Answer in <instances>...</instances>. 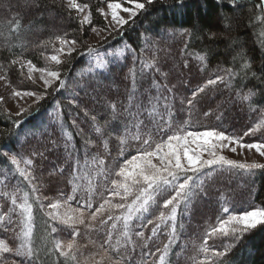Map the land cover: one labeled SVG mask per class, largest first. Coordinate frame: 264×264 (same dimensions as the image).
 <instances>
[{
    "label": "trees",
    "instance_id": "1",
    "mask_svg": "<svg viewBox=\"0 0 264 264\" xmlns=\"http://www.w3.org/2000/svg\"><path fill=\"white\" fill-rule=\"evenodd\" d=\"M122 1L127 2V0H111V2ZM38 2L39 7H28L26 0H0V65L4 66L3 71L7 72L9 70L12 76H14L12 71H15L19 75V65H11L10 61L20 55L25 60H31L36 66H41L44 55L48 53L46 50L51 44L43 47L38 45L42 41H48L50 38L54 39L57 35L64 36L67 33L68 38L76 39L80 46L76 52L72 53L71 57L65 56L62 58L63 63L57 67L59 73L65 75L63 77L64 87H59V90L49 99L39 104V108L34 111L32 116L15 121L14 118L4 113L0 104L1 175L14 168L3 154L12 153L21 157L23 151L27 149V139L30 138L31 134H39L38 137L43 139L50 134L53 135V138H57L55 134L59 132H64L68 138H57L56 142L62 147L63 152L68 149L67 143L69 142V145L70 142L72 143L75 155L72 154L67 159H72L73 164H76L74 160H80L79 164L76 165L78 168L87 164L92 155L99 154L104 158L107 168L112 169L114 167L116 169L124 159L136 154L139 143L131 141L123 156L119 154V140L116 141L112 153L110 152L111 149L108 150L110 146L106 147L108 152L111 153L109 156L106 157L105 150H102L103 154L99 153L94 149V145L99 142L91 134V131L94 133L92 116L96 117L101 126L105 125L106 121L111 120L109 124L111 127H118V130H122L123 124L121 126L113 118L114 116L118 118L120 111L124 113V108L128 106V98L126 99V97L130 92L144 106L148 107L150 106L149 96H155L157 89L165 84L168 87L161 89V91L168 97L167 104L172 110V122L182 124L187 121L186 127L189 130L215 129L224 131L228 135L242 136L245 130L253 126L264 115V43H262L264 41V13L256 7L259 0H235V5L230 3L229 0H153L151 4L145 3V10H140L129 23L117 31L118 34H108L104 38V42L102 41L103 43L100 46L95 47L96 52L91 55L87 54L88 48L85 49L83 46L87 36L84 35L83 25H81L76 12L70 10L62 0H38ZM77 2L88 4L92 13L93 25L97 28H105L106 23L97 9L109 0H77ZM17 20L20 21V28L18 32H13L11 29ZM181 33H184V35H181ZM152 39H157L161 44L167 45L169 42L176 40L175 42L179 43L178 45L183 46V53L190 59L194 58L196 54L205 56L207 67L202 72L211 79L225 75L223 71L217 70L218 66L231 67L233 66V57L238 52L244 53L246 59L251 63L247 79L241 81L238 77L232 81L231 86H225L224 84V87L228 93L233 95H237V91L243 94L251 90L255 94L252 97V108L255 111L250 109L248 103L242 102L240 103L242 107L240 111L244 114L247 111V116L240 115V113L233 110L232 112H222L224 115L221 113L219 114L220 118H218L214 113L209 112L205 103L198 104V100L194 102L195 107L192 109H189L186 103H183L184 107L177 106L176 90L170 83L160 77L157 60H155V67L141 71L143 68L141 60L150 61L153 56L158 55L157 50H153L152 45L159 44V48L160 46L164 47L160 43H154L155 40L152 41ZM22 44L24 47H21ZM81 53L85 54L81 55ZM113 53L118 55L114 56ZM239 64L240 61L237 60L235 64L237 69ZM130 69H134L139 77L135 84H133ZM153 80L156 81L157 88H151V91H149ZM184 86L186 88V85ZM218 86V84L211 86L208 91ZM216 88L213 90L214 92H221V88L217 91ZM168 89H172V91L169 92ZM185 95L186 93L183 92V96ZM102 100L107 103L103 112L98 108V103H102ZM164 104L163 99L157 102V108L160 112H164ZM112 105L116 106V112H113ZM179 110L184 112L179 113ZM132 111H136L135 107L132 108ZM85 112H88L89 115L86 116ZM205 113H208V115H205ZM54 116L57 117L54 118ZM223 117L224 121H222ZM168 118L165 115L164 119ZM157 120L159 121V117H157ZM78 128L83 131L87 139L92 140L91 147H86L85 141L82 142L77 138ZM250 137V139L244 137V140L264 142V132L256 133ZM107 141L109 142V139ZM35 163L39 164L36 160ZM71 167L64 169L61 166L66 171L63 173L66 179L68 170ZM86 169H84L83 174L81 173V175H85V179L87 178ZM87 170L89 171V169ZM203 171L207 173V176L201 173L200 179L196 181L198 187L195 189L196 194L193 195L191 204L182 205L177 210V237L173 241L171 254L168 257L170 264H180V262L193 264L191 257L195 254V249L191 244H187L184 239H180L178 229H180L181 224L183 225L184 219L191 218L196 200L201 199L202 193H205L204 189H209L210 197H213L215 201L208 208L211 207L210 211H216L218 217L225 215L221 210L222 203L229 204L235 213L264 208V169H257L253 174L228 170L221 166H214ZM53 172L56 173V169ZM211 174L222 175L224 177L223 184L213 180L215 175L211 176ZM2 178L0 177V180H4ZM10 179H13L10 180V184L13 185L14 183V186H19L22 192H28L31 195V188L22 177L13 174ZM95 180L98 188L93 208L99 206V203L102 202L108 192L106 189H110L108 177L103 181H99L96 176ZM84 183H86V180ZM225 183L228 184L227 187H225ZM71 192L72 189L64 190L67 195ZM101 193L103 196H101ZM165 198L167 197L165 196ZM77 199H79V195ZM33 203L35 239L36 245L41 250L42 264H64L63 258L58 259V254H46L47 249L53 246L55 235L54 233L50 234L51 229L48 228L50 221L34 201ZM73 203V207H75L76 201H73ZM162 204L163 200L161 199L158 206H151L150 212L138 215L130 229L133 233L132 239L137 244L134 252L139 254L137 264H141L142 251L156 253L155 256L147 255L146 259L151 264H158L160 253L157 252V249H163L164 245L168 243L170 228L163 225L155 235L158 236L157 241L147 240V248L142 247L145 240H141L134 235L136 231H141L144 232L146 239V233L149 232L146 229L148 226H153V224L147 225V221L149 219L153 220L163 211ZM150 229L152 231V228ZM11 233L14 237L15 234ZM182 235L185 237L184 230H182ZM6 237H8L7 234ZM45 237L46 239H42ZM90 237L92 236L90 235ZM105 238H99L95 246L91 245L92 253L99 250V243ZM115 238L114 234V242ZM10 239L12 241H10V246H14L16 241ZM85 239L87 238L85 237ZM202 239L203 235L198 232L194 241L202 243ZM225 242L233 243L235 247L225 258L224 264H264V224L248 231L239 240L217 239L209 241V244L222 250ZM180 250L184 253V258L176 262V253Z\"/></svg>",
    "mask_w": 264,
    "mask_h": 264
},
{
    "label": "snow or ice",
    "instance_id": "2",
    "mask_svg": "<svg viewBox=\"0 0 264 264\" xmlns=\"http://www.w3.org/2000/svg\"><path fill=\"white\" fill-rule=\"evenodd\" d=\"M127 2L132 3L133 7H122L121 2H111L109 0L107 10L99 8L97 11L105 20H108L110 25L122 27L128 23V20L122 18L121 12H127L129 19H132L140 10H145V3L143 2H137V0H127ZM229 2L235 5V0H229ZM26 3L28 7H39L38 0H26ZM147 3H153V0H147ZM66 4L70 10L74 9L78 15L83 14L80 19L81 25L91 24L92 13L91 11L86 12V9H89L88 4L78 3L77 0H66ZM256 7L264 13V0H259ZM19 28L20 21L17 20L11 31L18 32ZM92 31L99 34L101 30L93 27ZM181 35H184V33H181ZM57 43L59 47L55 48L56 54L46 57L47 60L57 65L62 63V56L71 57L79 46L78 41L68 38L67 33L64 36L57 35L54 39L50 38L48 41H42L38 46L43 47L51 44L55 47ZM21 47H24V45L22 44ZM94 52H96V49L89 46L87 54L91 55ZM84 54L81 53V55ZM113 55L118 54L113 53ZM194 58L200 62L201 70L206 69L205 56L196 54ZM237 60L240 61L238 69L235 67ZM10 64H18L21 75H23V69L26 68L27 79L32 80L34 83L36 82L34 74L39 73V80L43 81L46 90L57 81L60 87H64V81L60 78L59 71L46 67L38 68L31 60H25L22 55L12 59ZM141 64L143 65L142 72L144 69L155 67V56L150 61L141 60ZM250 67L251 63L246 59L245 54L238 52L233 57V66L227 68L218 66L217 70L223 71L225 75L208 79L203 86L193 91L181 103H186L188 108L192 109L195 107L194 102L197 101L200 93L205 92L207 87L217 84L231 86L232 81L238 77L241 81L247 79ZM0 70H4L3 65H0ZM130 73L133 84H135L139 77L134 69H130ZM161 75L164 74L161 73ZM6 79L7 72L5 71V75L0 76V80ZM167 87L166 84L161 85L155 96H149L150 106L148 107L144 106L130 93L128 106L124 108V114L131 118L125 120L122 130L109 128L108 121L101 126L96 117L92 116L93 130L100 136L104 147L108 146V141L104 139L106 130L109 137L112 135L117 136L121 156H123L131 141L139 143L136 154L124 159L119 164L118 170L114 171L116 178L110 180L111 188L106 189L110 195L103 198V202L99 203L98 207L93 208L98 188L95 177L104 176L107 178L113 174V170L105 166L104 158L99 154L92 155L90 162L83 167L78 168L76 166L79 161L73 164L68 170L67 177L68 184L72 185L71 194L49 202L47 205L43 201L48 197L41 192L43 184L37 182L33 160L18 157L12 153L7 154L8 160L14 168L4 173V180H0V184H3L5 189L0 190V197L10 202L7 211L0 214V227L4 231L13 232L17 243L10 246L5 240L0 239V264H42L41 250L36 245L35 239L33 201L40 206V210L48 217L50 234L58 231L63 233L65 229H71V238L68 240L53 237V246L47 249V255L58 254V259L63 258L64 264H130L129 257L137 248L136 241L132 239L133 233L130 231L133 222L138 215L150 212L152 205L158 206L161 199L163 200V208L167 209L168 212L161 211L155 217V220L149 219L147 223L154 225L152 228L153 236L161 229L162 225L170 228L168 243L164 245L163 249H157V252L160 253L158 264H170L168 257L171 254L173 241L177 237V210L182 205L191 204L192 197L196 194L195 189L198 187L196 181L200 179L201 173L207 176V173H204L203 170L218 165L228 170L253 174L257 169H264V163L237 161L219 154L218 151L228 149L236 153L237 148L249 151L254 149L257 154L264 157V142H246L244 140V137L264 132V115L253 126L245 130L243 136H232L215 129L189 130L186 127L187 121L182 124L172 122V110L167 104L168 97L161 91V89ZM151 88H157L155 80H153L149 91H151ZM168 91L171 92L172 89H168ZM12 95L20 98L35 97L34 102H39L44 98L43 94L33 91L13 90ZM254 95L251 90L243 94L237 91V96L241 102L248 103L253 111H255L252 108V97ZM161 99L165 101L164 112H160L157 108V102ZM133 107L136 109L135 112L132 111ZM112 109L113 112L117 111L115 105H112ZM25 111L27 109L22 108L17 115H21ZM85 115L87 116L89 113L85 112ZM165 115L169 118L164 119ZM205 115H208V113H205ZM157 117H159V121ZM92 144L91 139H85L86 147H91ZM37 154L43 156V153ZM205 154L209 158L204 159ZM21 164L24 166L21 167ZM85 168L89 171L87 172L86 183H82L85 180V175H81V173L84 172ZM64 171L63 168L59 169L61 174ZM13 174H18L24 181H27L28 186L31 188V195L28 192L20 195L21 189L19 186H12L11 190H6L9 189L7 181ZM78 195L79 199H77ZM101 196H103L102 193ZM116 198L121 202L114 203L113 200ZM73 201H76L75 207L72 205ZM2 207L3 205L0 204V208ZM221 210L225 215L217 217L216 223L205 229L202 243L193 241L192 247L195 249V254L191 257L193 264H224L225 258L235 247V244L225 242L221 250L214 245H210L209 241L224 240L225 238H229V241L239 240L245 233L256 228L257 225L264 224V208L235 213L229 204L222 203ZM109 222L111 223L109 224ZM169 222L171 223L169 224ZM56 225L62 227L58 229ZM81 227L89 233L105 230L106 238L99 243V250L96 253L86 256L82 252V249L87 245L80 243L78 240L81 235ZM114 234L116 237L115 243H111ZM134 235L141 240H145L142 245L143 248L148 247L147 240H151L152 237L145 239L144 232L141 231H136ZM42 239H46V237ZM89 242L97 243L91 239ZM147 255L155 256L156 253L142 251L141 264H151L146 259ZM17 257L19 259H16Z\"/></svg>",
    "mask_w": 264,
    "mask_h": 264
},
{
    "label": "rangeland",
    "instance_id": "3",
    "mask_svg": "<svg viewBox=\"0 0 264 264\" xmlns=\"http://www.w3.org/2000/svg\"><path fill=\"white\" fill-rule=\"evenodd\" d=\"M62 1L66 4V0H62ZM137 2L147 3V0H137ZM121 3H122V7H128V8L133 7V4L130 2L125 1V3H124L122 1ZM66 6H67V4H66ZM101 8H104L105 10H107V3H105ZM72 10L75 11L74 9H72ZM87 11H90V10L86 9V12ZM76 14H77V12H76ZM82 15L83 14L78 15L79 19H81ZM120 15L125 20H128V23L133 19V18L129 19V14L127 12H121ZM101 17L106 23L105 28H97V26L93 25V22H91V24H84L83 25L82 29H83L84 35L87 36L85 43H83L84 44L83 46L85 49L88 48L89 46H92L93 48L100 46L104 42L103 40H104V38H106V36L108 34L114 33V35H116V34H118L117 31L122 29L124 26L123 25L122 27H120V26L110 25L108 20H105V18L103 16H101ZM109 20H110V17H109ZM93 27L97 28L98 30H101V31H99V34L92 31ZM153 40H155L154 43H160L157 39H152V41ZM175 41L176 40H173V42H169L168 45L164 44V43L163 44L160 43L161 45H164V47L160 46V48L158 46L159 44L152 45V43L151 42L150 43L153 47V50H157V52H158L157 53L158 55H155V60L158 61L157 65H158L160 77L163 78L164 80H166L167 83H170L172 87L175 86L174 89L176 90L177 101H178L176 104H177V106L184 107V105H183V103H181V101L184 100L186 97H189L190 94L193 91H195L197 88L203 86L205 84V82L208 79H210V77L202 72L201 67H200V62L198 60H196L195 58L190 59L187 55H185L183 53V49H182L183 46L181 44L178 45L179 43H176ZM50 46H52V47H50ZM50 46H49V48L47 47L48 49L46 50V51H48V53L46 55H44V57H43V64L41 66H37V67L38 68H45L46 67V68H49L52 70L59 71V69L57 68L58 67L57 64L46 59L47 56L56 54L55 48H58L59 44L57 43L55 45V47L53 45H50ZM178 46H180V47H178ZM78 47L76 48V50L78 49ZM146 47H148V46H146ZM177 47H178V49H177ZM74 52H76V51H74ZM64 57L65 56H62L61 60ZM12 72L14 73V76H12L8 70L7 71V79L6 80H0V104H1V107L4 111V113L9 115V117L14 118L15 121L16 120L17 121L23 120L29 116H32L34 111L39 108L38 107L39 104H42V102L44 100L49 99L57 91V89H59V87H60L59 82L57 81V82H54L52 84V86L47 88V90H46L44 87L43 81L39 80V73L34 74V76L36 77L35 83L32 80L27 79V69L26 68L23 69V75H21V70H20L19 75H17L15 73V71H12ZM161 73H163L164 75H161ZM3 75H5V72L3 70H0V76H3ZM64 76H65L64 74H60L61 79H63ZM76 77L78 78V75ZM170 78H172V79H170ZM186 80L188 83L186 82ZM184 85H186V88ZM218 85L219 86L217 88L215 87L216 91L221 88V92H214L213 90H215V88L208 91L209 87H211V86L207 87L205 89V92L200 93V95L198 96V98H197L198 104H201V103L204 104L205 103L209 109V112L211 114L214 113V115H216L218 117L220 116L219 114H221L222 112L223 113L232 112L233 110L240 113V115L243 114V116H247L246 115L247 111H246V114H244L242 111H240L242 108L240 106L241 105L240 103H242V102H240L241 101L240 98H238L237 95H233L231 93H228L227 89L224 87V84H218ZM13 90L33 91V92H36L38 94H43L44 98L39 100V102H34L36 99L35 97L20 98V97L13 96L12 95ZM183 92L186 93L185 96H183ZM128 97H129V95L126 97V99ZM106 106H107V103L104 100H102V103H98V108L100 109L101 112L104 111ZM22 108L27 109V111L23 112L21 115H17V113L20 112V110ZM182 112H184V111L179 110V113H182ZM223 113H222V115H224ZM56 117L57 116H54V118H56ZM130 118L131 117L128 118L126 116V114H124L123 112L120 111V113L118 114V118L116 116H114L113 119H115L117 122H119L120 125L122 126V124L124 125L125 120L130 119ZM113 119H112V121H113ZM222 121H224V117H223ZM110 123H111V120L109 121V124ZM218 123H219V120H218ZM235 123H236V121H235ZM108 127L111 129H117L118 130V127L113 128L110 125H108ZM205 130H212V129H205ZM201 131H203V130H201ZM77 133H78L77 138L80 141L84 142L86 139V136L84 135L83 131L82 130L80 131L78 128ZM91 134L99 142L98 144L94 145V149L97 150L101 154H103L102 150L103 151L105 150L106 157L109 156L112 153V150L115 147V143L118 140V138L115 135H112L109 137L107 134V130L105 131L104 139L105 140L109 139L108 146H110V147L108 150L110 151V149H111V151H110L111 153H109L107 148L104 147V145L102 144L100 136L97 135L95 133V131H94V133L91 131ZM38 135L39 134H36V135L31 134L30 138L27 139V146H26L27 149H26V151H23L21 157L25 158V159L31 158L33 160L34 173H35V176L37 177V182L43 184V187L41 188V192L43 193V195L48 197V199L43 201V203L45 205H47L49 202H53L57 199H61L63 197H66L67 194L64 193V190L72 189V185L68 184L67 179L64 177L63 174H61L59 172V169H61V166L64 169H68V167H71L73 165V160L67 159V158H68V156H72V154H74V153H73V147H72L71 142H70V145H69V142L67 143L68 149L65 150V152H63L62 147H60L58 142H56L57 138H59V139L68 138L64 132L56 133L55 136H57V138H53V135L50 134V135H47L46 138L42 139V138L38 137ZM245 138L250 139L251 137H245ZM247 139H245L246 142H248ZM53 141H54V143H53ZM51 143H53V144H51ZM58 146H59V149L57 150ZM218 151H219V154L224 155L227 158L237 160V161L249 162V163L255 161L258 163H264V157H261L259 154H257L254 149L249 151L247 149L241 150V149L237 148L236 153H233V152L229 151L228 149H223V150H218ZM37 153H43V156H40ZM3 155L5 158L8 159L7 154H3ZM64 155H65V157H64ZM203 158L207 159L209 157L207 156V154H205L203 156ZM35 160L38 161L39 164H36ZM90 160L91 159H89L88 163L90 162ZM76 161H78V160H74V163H76ZM79 162H80V160H79ZM109 162H107V163H109ZM154 162H156V161H154ZM83 163H84V161H83ZM65 165H67V166H65ZM23 166L24 165L21 164V167H23ZM216 166H218V165H216ZM118 167H119V165H118ZM118 167L116 169H114V167H113L112 168L113 174L108 177V182H109L110 188H111L110 180L116 178L114 176V171L118 170ZM54 169H56V173L53 172ZM86 171L88 172L87 169H86ZM82 174H83V172H82ZM214 175L211 174V176H214ZM0 177L1 178L3 177L2 179H4V175L0 174ZM97 177L99 178V181H103L104 179H106L104 176H97ZM223 179H224V177L222 175L216 174L215 178L213 180H215L217 183L223 184L222 183ZM10 180L11 179H9L7 181V183L9 184V189H6V190H11L10 186H14V183H13V185L10 184V182L13 179L11 181ZM84 181H82V183H84ZM227 186H228V184L225 183V187H227ZM0 190H5L4 185H2V184L0 185ZM208 190L209 189H204L205 193H202L201 199L196 200V205L194 207V213L192 214L191 218L187 219V220L184 219L182 227H180V229H178L180 231V234L178 236L180 237V239H184L187 244L192 245L193 241L196 238V235L198 234V232L201 233L202 235H204L205 229L209 225H214L216 223V219L218 217V216H216L217 212L216 211L213 212V210L210 211L211 207L208 208V206H210L211 204H213L215 202L213 200V197H210L211 193ZM23 193L24 192L21 191L20 195H22ZM109 195H110V193L107 192V194H105L104 198H107ZM102 202H103V200H102ZM113 202L119 203L121 201H119V199L116 198L113 200ZM0 204L3 205V207L0 208V214H2L3 212H6L8 207H10V202L8 200H5L3 197H0ZM73 204L74 203L72 202V205ZM37 206L40 209V206L38 204H37ZM161 207H162L164 212L168 211L167 209L163 208V204ZM45 210L47 211L48 209H45ZM121 211H124V210H121ZM42 213L44 214V212H42ZM44 216L48 219V217L45 214H44ZM153 220H155V217L153 218ZM136 222H139V221H136ZM147 225H149V224L147 223ZM257 226H259V225H257ZM56 227L58 229H60L62 226L56 225ZM153 227H154V225L151 227L148 226V228L146 229V231L147 230L149 231L146 233V238H147V236H149L152 233V231H150L151 230L150 228H153ZM182 230H184L185 237L182 235ZM17 231H18V229H17ZM70 233H71V229H65L63 233H60L59 231L57 233H54V235H55L54 237L61 238L63 240H68L71 238ZM80 233H81V235L78 237V240L80 241V243L87 245L86 247H84L82 249V252L86 256L91 254L93 251L91 249V245H93V246L96 245V243L95 244L90 243L89 240L91 239V240H94L97 242V240L99 238L102 239L103 237H105V230H100L98 232H90L89 233V232H87L86 229L81 227ZM6 234L8 237H6ZM90 235L92 237H90ZM9 237L14 239L11 231H4V229L2 227H0V239L5 240V242H7L10 245L11 239ZM85 237L87 239H85ZM149 237H152V239L150 241H157L158 240V236H153V233ZM164 241H165V238H164ZM16 243H17V241H16ZM111 243H115V242L112 240ZM122 243H124V241H122ZM161 243H163V242H161ZM137 254L138 253L132 252L131 256L129 257L130 264H137L138 263L139 254L138 255ZM5 255H7V254H5ZM183 258H184V253L181 250L178 251L176 253L175 261L179 262L180 259H183ZM97 259H99V257H97ZM180 264H185V262H180Z\"/></svg>",
    "mask_w": 264,
    "mask_h": 264
}]
</instances>
